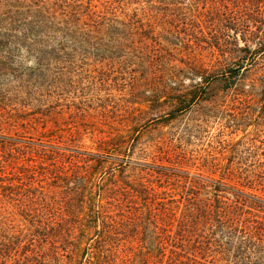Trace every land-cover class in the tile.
Here are the masks:
<instances>
[{"label": "trees", "instance_id": "obj_1", "mask_svg": "<svg viewBox=\"0 0 264 264\" xmlns=\"http://www.w3.org/2000/svg\"><path fill=\"white\" fill-rule=\"evenodd\" d=\"M231 1L179 0L209 11V33L184 24L170 31L176 50L167 52L202 69L191 57L209 49L238 104L264 110V0H251L253 10ZM141 3L152 0H0V77L34 92L50 86L60 58L70 55L58 39L84 44L99 36L117 57L153 58L150 30L136 27L147 23L123 15ZM29 58L33 68L24 66ZM6 130L0 125V264H264V200L225 185L202 199L198 180L164 166H133L132 178L127 142L113 144V136L98 141L96 154L64 159L56 151L48 164L26 165L33 144Z\"/></svg>", "mask_w": 264, "mask_h": 264}, {"label": "rangeland", "instance_id": "obj_2", "mask_svg": "<svg viewBox=\"0 0 264 264\" xmlns=\"http://www.w3.org/2000/svg\"><path fill=\"white\" fill-rule=\"evenodd\" d=\"M242 1L253 10L251 0H232L230 6H241ZM186 3L152 0L123 12L147 23L136 27L138 33L150 30L147 43L155 47L153 58L125 53L117 57L99 36L85 37L84 44L58 39L70 55L60 58L50 86L34 92L0 77L4 135L37 147L32 145L36 151L26 165H32L31 160L48 164L56 151L64 159L75 151L96 154L98 141L113 136V144L118 139L127 142L133 164L126 174L132 178L137 174L133 166H164L198 180L202 199L213 200L217 185H225L231 194L237 190L264 200V110L238 104L226 68L214 63L209 49H197L191 57L202 61V69L184 66L180 51L167 52L176 50L170 45L175 43L170 31H180L184 24L209 33V11ZM156 17L168 21L159 25ZM236 37L242 46L240 34ZM31 62L29 58L24 66L33 68Z\"/></svg>", "mask_w": 264, "mask_h": 264}]
</instances>
